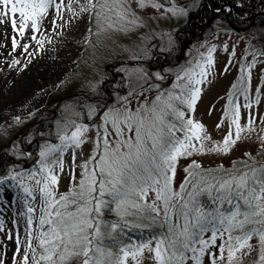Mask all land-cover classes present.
Listing matches in <instances>:
<instances>
[{"label":"snow or ice","instance_id":"6c2138e0","mask_svg":"<svg viewBox=\"0 0 264 264\" xmlns=\"http://www.w3.org/2000/svg\"><path fill=\"white\" fill-rule=\"evenodd\" d=\"M169 3L85 0L75 12L65 0H0V24L20 38H11L12 51L31 58L44 46V21L53 16L55 33L62 26L55 17L63 19L65 8L87 14L102 32L131 34L144 27L141 13L149 7L187 14L186 6ZM214 51L205 64L177 73L175 82L165 83L162 71L130 73L123 95L105 93L103 103L91 107V124L72 121L74 130L58 134L59 144L40 148L38 167L0 176V201L5 187L24 194L26 236L23 242L15 237L13 264H264V118L253 108L264 103V78L253 86V70L264 69V41L238 67L239 84L216 125L225 130L219 141L192 115ZM253 138L260 159L246 152L231 168L216 169L195 159L226 156ZM85 144L93 152L78 163L74 149ZM182 159L189 163L177 186ZM65 176L69 187L61 192ZM0 264H6L2 253Z\"/></svg>","mask_w":264,"mask_h":264},{"label":"rangeland","instance_id":"374dc122","mask_svg":"<svg viewBox=\"0 0 264 264\" xmlns=\"http://www.w3.org/2000/svg\"><path fill=\"white\" fill-rule=\"evenodd\" d=\"M198 1L170 0L167 6L173 7L177 4L186 6L187 12L188 9L194 8ZM84 2L85 0H79L77 4V0H65L75 12H79V5ZM157 2L163 5L166 0H157ZM162 11L150 7L144 10L141 13L144 27L128 34L102 32L87 14L82 13L77 16L73 10L65 8L63 19L55 17L57 24L62 25L55 33L49 22L53 16L49 15L44 21V29L47 31L40 36L44 39V46L31 58L19 49L16 52L12 51L11 38L17 36V33L13 32L8 24H0V148L14 149L16 137L20 135L22 129L27 127L29 130L33 129L35 124L45 125L49 135L43 140L31 138V143L24 152L27 153L22 157L27 159L24 162H30L13 163L8 167V172H21L38 167L36 161L40 148L46 142L59 144L58 134L62 135L65 132L70 134L74 130L72 121L91 124L92 121L87 119V114L93 105L99 104L98 100L91 101L88 98L84 99L82 94H76L68 102H63L59 109L58 106L54 108L56 106L54 98L79 91H90L91 95L98 93V85L107 76L106 69L112 64L116 66V61L120 62V60L125 62L117 65L124 80L119 86L125 92L130 73L139 72L141 68L152 72L162 71L167 77L165 83L175 82L177 73L183 74L182 70L194 68L197 63L205 64L208 50L214 47L215 51L212 53L214 63L207 68L208 75L199 85L201 96L192 115L196 121L205 125L215 140L219 141L222 138L225 130L217 129L216 125L221 120L230 93L235 91L233 84H239L242 73L238 71V67L252 59L249 52L261 46V41H264V31L252 27L250 30L237 32L228 25L227 21L218 20L206 30L199 41L184 48V55L179 61L173 62L172 65L160 66L159 63L150 62L153 51L168 50L173 47L175 31L186 17L170 12L162 15ZM17 39L20 41L18 36ZM31 43L33 49L39 48L35 42ZM233 49L236 52L234 57L231 56ZM16 59L20 64L13 65L12 62ZM137 60L143 61L140 64L133 62ZM126 61L132 63L128 64ZM262 78H264V69L258 65L253 70V86H257V82ZM259 86L264 88V84ZM124 92L116 95H123ZM253 108L261 118H264V103L256 106L253 102ZM241 111L243 116L245 110ZM241 122L243 124V119ZM258 144L259 141L255 138L242 139L226 156L209 154L195 159L205 168L220 165L231 168L233 162L245 159L246 152H251L260 159ZM74 151L78 153L77 162L83 163L84 159L93 152V147L91 144H85L82 151L80 149ZM70 159L71 154H66L65 160ZM188 163V160L183 159L179 163L176 174L177 186L185 177L183 169ZM68 187V178L65 176L59 190L65 192ZM23 195L19 189L5 187L3 201L8 203L0 201V224H2L0 253L3 254L6 264H13L15 237L19 235L23 242L26 236V217L20 215L24 208L19 197ZM13 197H16L14 204L11 202ZM8 235H12L13 239L9 240Z\"/></svg>","mask_w":264,"mask_h":264},{"label":"trees","instance_id":"16d2710c","mask_svg":"<svg viewBox=\"0 0 264 264\" xmlns=\"http://www.w3.org/2000/svg\"><path fill=\"white\" fill-rule=\"evenodd\" d=\"M229 5L231 8L229 19L233 23H239V21H245L251 19L254 14L256 15L254 27L263 29L264 31V0H199L195 8H190L187 11V16L185 20L177 27L175 31V42L172 48L168 50H159L155 49L151 55L150 62L163 65H172L173 62H177L184 55L185 47L192 45L193 43L199 41L201 37L205 34L209 26L216 23L219 20V16L213 13L214 8H219L220 15L224 13V10L221 9L222 6ZM239 5V6H238ZM212 7V10L210 9ZM240 25V24H239ZM143 60L133 61L136 63H142ZM125 61L120 60L116 61V64L123 63ZM128 64H131V61H126ZM117 65H110L106 69L107 76L102 79L98 85V93L89 94L87 92H76L62 95L60 97H55L56 108L57 106L60 109L63 102H68L71 97L76 94H82V96L91 101L98 100L99 104L103 103V100L106 98L105 93L107 94H122L124 89L120 87L121 83L124 82L123 75L121 71L117 68ZM159 66V67H160ZM83 99V100H84ZM18 132V131H17ZM29 136V137H28ZM36 136V137H35ZM47 135L45 125L35 124L33 129H22L20 135L16 137L15 148L8 149L7 147L0 148V175L6 174L8 167L16 162H24L27 159H22L23 155L26 153L25 150L29 147V141L31 138H36L37 140L46 139ZM28 137V138H26ZM51 137V136H50ZM26 138V139H25ZM18 142V146H17ZM23 154V155H22ZM32 158V156H30ZM32 160V159H31ZM24 162V163H29ZM239 162V161H238ZM237 162V163H238ZM205 168V167H204ZM218 167H207V169H216ZM139 234L138 232L136 233ZM148 234L145 232V235Z\"/></svg>","mask_w":264,"mask_h":264},{"label":"flooded vegetation","instance_id":"af4514ba","mask_svg":"<svg viewBox=\"0 0 264 264\" xmlns=\"http://www.w3.org/2000/svg\"><path fill=\"white\" fill-rule=\"evenodd\" d=\"M210 9L212 10V7H210ZM216 9H219V8H214V10H212V11H213V13H215L217 16H219V20L227 21V17H229V15H230L229 13H230V11H231V8H229L230 11H227V10H229V9L226 7V5H225V6H222L221 9L224 10V13H223V14L221 13V15H220V11L217 12ZM256 15H257V14H254L253 17H252L251 19L247 20V21H245V20L243 19V21H239L238 24H237V23H234V25H235L236 27H240V28H245V27L249 26L247 30H250V29H252V27H253V25H254ZM239 24H240V25H239ZM211 26H212V25H211ZM209 27H210V26H209ZM201 38H202V37H201Z\"/></svg>","mask_w":264,"mask_h":264},{"label":"water","instance_id":"95a60500","mask_svg":"<svg viewBox=\"0 0 264 264\" xmlns=\"http://www.w3.org/2000/svg\"><path fill=\"white\" fill-rule=\"evenodd\" d=\"M235 29H236L237 31H241V30H243V29H241V28H236V27H235Z\"/></svg>","mask_w":264,"mask_h":264}]
</instances>
